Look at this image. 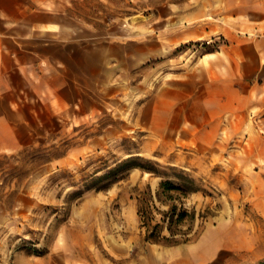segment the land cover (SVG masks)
Instances as JSON below:
<instances>
[{
  "label": "rangeland",
  "instance_id": "374dc122",
  "mask_svg": "<svg viewBox=\"0 0 264 264\" xmlns=\"http://www.w3.org/2000/svg\"><path fill=\"white\" fill-rule=\"evenodd\" d=\"M226 2H73L87 36L53 65L57 95L41 96L33 116L22 106L33 142L0 153V264L264 259V74L245 75L246 20ZM128 157L194 178L188 241L143 239L136 196L161 175L132 167L106 186L95 179Z\"/></svg>",
  "mask_w": 264,
  "mask_h": 264
},
{
  "label": "crops",
  "instance_id": "0c3cea01",
  "mask_svg": "<svg viewBox=\"0 0 264 264\" xmlns=\"http://www.w3.org/2000/svg\"><path fill=\"white\" fill-rule=\"evenodd\" d=\"M74 1L0 0V153L33 142L32 131H23L22 106L31 104L33 116L41 96L57 95L61 78L53 65L70 63L72 41L87 36V22L73 13ZM227 1L231 16L246 20L239 30L244 35H237L245 75L264 74V0Z\"/></svg>",
  "mask_w": 264,
  "mask_h": 264
},
{
  "label": "trees",
  "instance_id": "16d2710c",
  "mask_svg": "<svg viewBox=\"0 0 264 264\" xmlns=\"http://www.w3.org/2000/svg\"><path fill=\"white\" fill-rule=\"evenodd\" d=\"M136 161L134 157H128L117 161L102 174L95 177L101 182V186H106L117 179V176L132 167H139L146 171L161 175L154 193L148 185L136 196L137 215L139 227L143 232V239L150 242H160L164 244H176L190 239L188 233L193 228L196 210L194 206L187 207L183 198L187 193L196 191L198 188L194 183V178L185 174L182 169L169 167L170 175L175 179L166 177L156 163L148 159ZM89 186V185H88ZM81 191H74L78 195ZM155 201L159 202V205ZM164 205L165 207H161ZM157 214V217L155 215ZM208 206L198 212L200 218L210 215ZM166 231V233H164ZM196 233V231L194 232ZM257 264H264V259Z\"/></svg>",
  "mask_w": 264,
  "mask_h": 264
}]
</instances>
